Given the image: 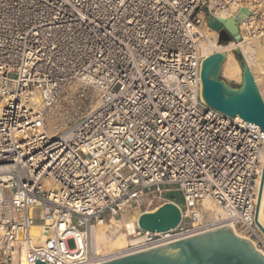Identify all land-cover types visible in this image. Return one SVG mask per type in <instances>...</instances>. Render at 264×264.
I'll list each match as a JSON object with an SVG mask.
<instances>
[{
    "label": "built area",
    "instance_id": "built-area-1",
    "mask_svg": "<svg viewBox=\"0 0 264 264\" xmlns=\"http://www.w3.org/2000/svg\"><path fill=\"white\" fill-rule=\"evenodd\" d=\"M242 9L240 38L263 39L264 0H0V263L102 264L228 225L264 256V131L201 95L199 31ZM86 90L98 108L51 132L53 111ZM204 198L212 222L192 212ZM166 203L174 228L136 226L134 246L95 251V226Z\"/></svg>",
    "mask_w": 264,
    "mask_h": 264
},
{
    "label": "water",
    "instance_id": "water-1",
    "mask_svg": "<svg viewBox=\"0 0 264 264\" xmlns=\"http://www.w3.org/2000/svg\"><path fill=\"white\" fill-rule=\"evenodd\" d=\"M246 12L242 9L235 19H230L236 26L233 30L227 27L223 19L209 20L208 27L218 33L219 43L240 39L238 22L246 19ZM222 60L220 53L202 60L200 78L203 100L225 115L238 116L264 131V102L251 71L244 67L242 85L232 88L219 78ZM179 221L178 207L166 203L153 212L141 214L137 226L148 232H163L174 228ZM255 223L264 233L257 220ZM102 264H264V256L225 226Z\"/></svg>",
    "mask_w": 264,
    "mask_h": 264
},
{
    "label": "bare ground",
    "instance_id": "bare-ground-1",
    "mask_svg": "<svg viewBox=\"0 0 264 264\" xmlns=\"http://www.w3.org/2000/svg\"><path fill=\"white\" fill-rule=\"evenodd\" d=\"M224 20L227 27L232 30L235 29L236 26L232 20ZM199 33L204 38V41L202 43V50L203 54L206 55V57L212 55L213 52L210 53L211 51L223 55V60L220 64V74L227 81H234L235 83L240 84L241 86L243 83V68L247 67L251 71L255 83L257 85H261V89L264 90V38L260 40H254L247 39L244 37L240 38L238 41H230L225 45H222L221 43H219V35L213 30L204 27L202 30L200 29ZM208 43L209 47L207 48ZM235 53L238 54V56L240 55V60H237ZM259 91V93H262L260 89ZM261 96L263 98V95ZM36 104L37 99L34 98V101L31 102V106H35ZM96 105L97 103L92 106V110L90 112H93L98 108L99 105ZM59 119H57L55 116H52V114L50 115L48 123L51 132L56 131L59 128H63V126L66 125L65 121H59ZM62 119L63 118H61V120ZM263 166L264 154L261 158V169L257 180L256 205L257 222L264 230V174H262ZM192 212L197 216L198 219H201L204 222H212L218 219L221 215L219 209L215 206V204L210 198H204L201 203V208L195 209ZM137 219L138 217L130 216L123 217L122 219L111 218L109 223L103 222L95 226V251L97 253H111L114 251L126 250L129 246H134L135 243L139 241V238L133 237L131 235L133 233V230L137 226ZM228 227L237 237L249 242L252 247L262 255V250L256 246V243L251 240H247V238L244 237L243 234L240 233L236 228H234V226L228 225ZM212 230L215 229L211 228L207 232ZM124 231L126 233H123ZM261 233L263 235L264 240V233ZM127 235L131 236L133 239H129ZM17 264L26 263L24 262V260H20Z\"/></svg>",
    "mask_w": 264,
    "mask_h": 264
},
{
    "label": "rangeland",
    "instance_id": "rangeland-1",
    "mask_svg": "<svg viewBox=\"0 0 264 264\" xmlns=\"http://www.w3.org/2000/svg\"><path fill=\"white\" fill-rule=\"evenodd\" d=\"M221 44L222 45H225L226 43H221ZM208 47H209V43L207 44V48ZM212 52L213 53H216L214 51H211L210 53H212ZM235 56H236L237 60H240V55L238 56V54L235 53ZM10 77H14V76L13 75H10ZM219 78L222 79L228 86H230L232 88H238L240 86V84H237L234 81H227L221 74L219 75ZM257 88H258V90L259 89L261 90L262 93H260V94L263 95V98H264V90L261 89V85H257ZM261 98H262V96H261ZM263 98H262V100H263ZM95 103H97L96 106H98V101H97V98H96L94 92L92 90H86L85 91V94H84V97L83 98H78L75 101V104L73 106L62 105L60 108H58V109H56V110L53 111L52 116H55L57 119L60 118L59 121H65L66 122L68 120L67 118H68V114L69 113H71L72 115H76V116L86 115V114H88L92 110V106ZM59 113H60V115H59ZM58 115L61 116V117H59ZM64 116H65V118H64ZM61 118H63V119L61 120ZM163 196L165 198H168V199L173 200L178 205H180L181 208H184V199H183V195H182L181 192H174L173 191V192H170V193H166ZM129 216L130 217H136L132 213L131 214H128V216H126V217H129ZM33 221H34V224H40L42 222L41 219L39 218V214H38V211L37 210H34L33 211ZM123 233H126V232L124 231ZM127 236H128L129 239H133L131 236H129V235H127ZM67 246L70 249L74 248V246H75L74 240H72V239L68 240L67 241Z\"/></svg>",
    "mask_w": 264,
    "mask_h": 264
}]
</instances>
